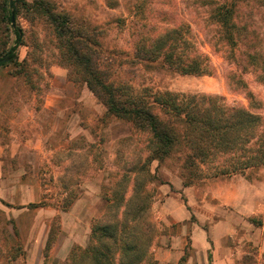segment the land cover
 Here are the masks:
<instances>
[{"label": "rangeland", "instance_id": "1", "mask_svg": "<svg viewBox=\"0 0 264 264\" xmlns=\"http://www.w3.org/2000/svg\"><path fill=\"white\" fill-rule=\"evenodd\" d=\"M48 1L102 31L104 56L117 68L133 53L134 20L147 18L156 28L184 26L209 58L211 74L180 75L162 66L127 64L112 79L161 92L218 95L245 107H250L251 91L260 106L254 111L264 115V84L244 57L250 49L225 42L210 18L213 0ZM253 6L252 0L240 2L241 22ZM253 13L255 35L248 44L264 54V10ZM18 30L24 40L17 51L19 65L0 68V264L67 263L74 247H87L93 226L110 219L108 201L126 188V198L144 203L140 219L151 230L150 257L143 264H159V257L179 258L169 264H209L200 244L213 242L211 230L218 233L226 221L222 255L230 247L237 263L258 264L264 231L250 220H264V168L227 175L216 174L221 165H213L186 173L177 155L152 161L149 135L108 115L87 84L62 63L43 18L23 9L15 28L2 24L0 52L15 44ZM229 77L234 79L230 84ZM38 203L43 207L31 206ZM200 230L208 237L197 238L194 231Z\"/></svg>", "mask_w": 264, "mask_h": 264}, {"label": "trees", "instance_id": "2", "mask_svg": "<svg viewBox=\"0 0 264 264\" xmlns=\"http://www.w3.org/2000/svg\"><path fill=\"white\" fill-rule=\"evenodd\" d=\"M241 1H211L210 18L219 26L229 46L235 49L246 45L250 49L244 56L246 63L256 69L257 80L264 84V54L256 44H248L255 35V30L251 29L253 12L260 7L264 10V0H252L254 6L248 11V20L243 22L239 15ZM0 9V26L6 23L13 29L9 0H2ZM23 9L43 18L52 28L62 63L87 84L106 107L108 115L132 123L149 135L152 161L163 162L177 155L186 173H202L203 166L213 165H221L216 174L227 175L264 168V115L254 111L260 106L251 91H248L250 107H245L228 104L218 95L161 92L151 86L141 87L120 78L112 79V73L127 64L135 68L162 66L180 75L211 74L209 58L199 52L184 26L156 28L149 25L147 18L134 20L131 27L135 36L133 53L117 68L104 56L103 32L99 29L58 11L48 0L32 3L15 0L16 20ZM141 9L144 11L145 7ZM14 33L15 44L0 52V60L10 57L11 61L0 64V68L19 65L17 51L24 40L20 30ZM233 80L229 77V84ZM126 192L127 188L121 190V196L108 201L110 219L95 224L87 247H74L65 264H143L148 260L151 230L140 219L144 203L135 202L133 196L126 198ZM31 206L39 208L43 204ZM250 222L264 228L263 219L251 218ZM184 259L182 257L181 261Z\"/></svg>", "mask_w": 264, "mask_h": 264}, {"label": "crops", "instance_id": "3", "mask_svg": "<svg viewBox=\"0 0 264 264\" xmlns=\"http://www.w3.org/2000/svg\"><path fill=\"white\" fill-rule=\"evenodd\" d=\"M237 203V202H236ZM229 222L226 221V224H224V226H221L220 229L218 231V233L214 232L211 230L210 232V237L211 239H213L212 241L213 242H209V241H206L204 242L203 244H200V249L205 252V255L207 257V260L209 261V264H248V263H245L244 261H241L240 263L238 262L237 263V259L235 257H233L232 255V251H231V248L229 247V254L225 252V255H222L221 253V247H225L226 244H222L221 243V234H222V230L224 232L229 231ZM252 224V223H251ZM227 225V227H226ZM256 227V226H255ZM259 231H264V228L263 227H256ZM227 231V232H228ZM194 233L196 234L197 238H203V237H208V234L207 232L203 231V230H200V231H194ZM264 234V232H263ZM216 235V237H215ZM220 240V241H219ZM264 240V238H263ZM264 243V241H263ZM72 244H68V247L71 246ZM81 245H84V244H81ZM67 246V244H66ZM196 250H199V247L198 246H194ZM262 251L264 253V244H262ZM202 253V252H201ZM160 260L159 264H169L171 261L173 263H176V261L179 260V258L177 257L176 260L174 259H169V258H165V257H159L158 258ZM182 259V258H181ZM180 259V260H181ZM258 264H264V255L262 254V257L258 259Z\"/></svg>", "mask_w": 264, "mask_h": 264}, {"label": "water", "instance_id": "4", "mask_svg": "<svg viewBox=\"0 0 264 264\" xmlns=\"http://www.w3.org/2000/svg\"><path fill=\"white\" fill-rule=\"evenodd\" d=\"M9 7L11 9V17H12V25L15 28L16 27V19H15V12L13 10L14 7V0H9ZM11 61L10 57L4 58L0 60V64L9 63Z\"/></svg>", "mask_w": 264, "mask_h": 264}]
</instances>
